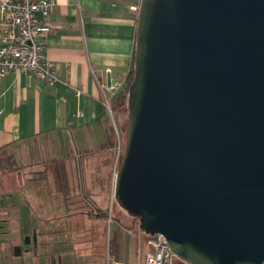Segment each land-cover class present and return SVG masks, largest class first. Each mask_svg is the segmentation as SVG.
<instances>
[{
    "label": "water",
    "instance_id": "obj_1",
    "mask_svg": "<svg viewBox=\"0 0 264 264\" xmlns=\"http://www.w3.org/2000/svg\"><path fill=\"white\" fill-rule=\"evenodd\" d=\"M127 109L117 203L188 264H264V0H141Z\"/></svg>",
    "mask_w": 264,
    "mask_h": 264
},
{
    "label": "crops",
    "instance_id": "obj_2",
    "mask_svg": "<svg viewBox=\"0 0 264 264\" xmlns=\"http://www.w3.org/2000/svg\"><path fill=\"white\" fill-rule=\"evenodd\" d=\"M140 2L56 0L46 21L47 54L60 80L51 85L38 76L15 72L0 77V149H9L28 162L38 161L44 156L72 155L76 147L70 139L78 130L96 136L108 108L105 93L111 103L115 101L132 68ZM108 76L110 85H118L116 89H109ZM12 194L16 193L6 194V199L11 200ZM37 217L39 243L33 253L39 258L35 264H63L62 251L47 247L54 237L63 236L61 232L71 234L61 225L66 217L52 212ZM4 219L10 223L11 216ZM115 264L124 263L115 260Z\"/></svg>",
    "mask_w": 264,
    "mask_h": 264
},
{
    "label": "rangeland",
    "instance_id": "obj_3",
    "mask_svg": "<svg viewBox=\"0 0 264 264\" xmlns=\"http://www.w3.org/2000/svg\"><path fill=\"white\" fill-rule=\"evenodd\" d=\"M127 123L126 100L118 108L114 105L107 108L96 136L88 130L72 134L70 142L76 147L72 155L44 156L40 164H35L38 161L28 162L13 153L15 165L9 154H0V201L4 193H16L11 195V200L5 198L8 213L5 208H0V219L11 216L10 226L0 227L4 231L0 233V238L4 239L0 240V247L4 245L7 249L0 251V264L37 263L39 255H34L37 244L33 240L27 244L25 239L34 232L31 226L40 223L37 215L44 213L48 216L50 212L60 216L74 213V217L69 218L73 223L71 227L67 218L61 224L64 229L69 228L71 234L61 232L63 236L54 237L47 247L48 250L62 251L60 261L63 264H115V260L124 264H145L149 248L138 218L130 215L112 197L115 173L124 154ZM64 188L68 189V196ZM83 211L92 213V218L77 219L78 213ZM103 211L106 220H96L94 212ZM93 223L97 224L95 230ZM0 225L6 226L4 221ZM16 244L21 245V251L24 249L20 255L13 251ZM3 259L7 260L3 262ZM54 260L51 259L52 263ZM182 262L176 256L173 264Z\"/></svg>",
    "mask_w": 264,
    "mask_h": 264
},
{
    "label": "built area",
    "instance_id": "obj_4",
    "mask_svg": "<svg viewBox=\"0 0 264 264\" xmlns=\"http://www.w3.org/2000/svg\"><path fill=\"white\" fill-rule=\"evenodd\" d=\"M55 4L56 0H0V77L9 72L26 73L51 85L58 83L55 62L47 54L46 21ZM117 86L112 84L109 89ZM107 93L105 103L111 109ZM145 238L149 248L145 264H173L176 255L163 233L147 234Z\"/></svg>",
    "mask_w": 264,
    "mask_h": 264
},
{
    "label": "trees",
    "instance_id": "obj_5",
    "mask_svg": "<svg viewBox=\"0 0 264 264\" xmlns=\"http://www.w3.org/2000/svg\"><path fill=\"white\" fill-rule=\"evenodd\" d=\"M133 77H134V58H133V64H132V68H131V70H130V72L128 73V75H127V83H126V86L123 88V89H121L120 90V92H119V94L117 95V97H116V99H115V101H113L112 102V104H111V106L112 105H114V107L115 108H118V106H121L126 100H127V95H128V90H129V86H130V84H131V82H132V80H133ZM1 153H7V154H9L10 155V158L12 159V162L16 165V163L14 162V160H16V158H15V156H14V154H13V152H11V150H9V149H5V148H3V149H0V154ZM63 157V156H62ZM41 160H44V159H41ZM41 160H38V162L36 163L35 162V164H40V161ZM13 163H11V165H13ZM34 163H31V165H35ZM28 166H30V164L28 165ZM13 168V167H12ZM39 174H41V173H39ZM59 174H61L62 176H65V175H63L61 172L59 173ZM60 178V177H59ZM64 179H65V177L63 178V180L61 179V182H64ZM64 189H66L64 192H67L66 194H67V196L69 195V191H68V189L67 188H64ZM61 192V191H60ZM12 193V192H11ZM1 195V194H0ZM5 198H6V194L4 193L3 194V199H2V201H0V208L1 207H3V208H5L6 207V202H5ZM114 200V199H113ZM115 201V200H114ZM116 202V201H115ZM78 213V212H77ZM81 213V212H80ZM83 213V219L85 218V217H88V216H90V215H92V213H90V212H85V211H83L82 212ZM95 213V215H96V217H97V219L96 220H101V221H105L106 220V212H94ZM70 215H72V214H74V213H69ZM57 215V214H56ZM69 215V216H70ZM87 215V216H86ZM37 216H39V214L37 215ZM60 216V215H59ZM68 216V217H69ZM60 217H66L69 221H71L68 217H67V215H62V216H60ZM82 217H78L77 219H82ZM135 217V216H134ZM138 218V217H137ZM77 219L74 221V223L77 221ZM5 222V224H6V226H2V225H0V227H7L8 225L10 226V223H9V221H7L6 219H0V222ZM138 221H139V218H138ZM72 221H71V223H68V225L71 227L72 226ZM76 224V223H75ZM94 225H93V227H94V230H95V228L97 227V224L96 223H93ZM85 226H87V225H85ZM92 226V225H91ZM32 228H34V230L33 231H35L36 233H37V243L36 244H38L39 243V230H38V226H31V229ZM68 229V231L70 230L69 228H67ZM93 230V229H92ZM1 232H4L3 230L1 231L0 230V233ZM94 232V231H93ZM145 234V233H144ZM145 235H147V234H145ZM0 240L1 241H3L4 239H1L0 238ZM9 243H10V238H9V241H8ZM15 246H18L19 247V250L21 251V248H20V246L21 245H18V244H16V245H14L13 246V248L15 247ZM1 252H5L7 249L4 247V245H2L1 247ZM8 251H10V253H12L11 252V250H9L8 249ZM13 251H14V249H13ZM13 254V253H12ZM21 254H22V251H21ZM14 255V254H13ZM145 258H146V255H145ZM4 261L3 262H5L7 259H3ZM9 261V260H8Z\"/></svg>",
    "mask_w": 264,
    "mask_h": 264
}]
</instances>
